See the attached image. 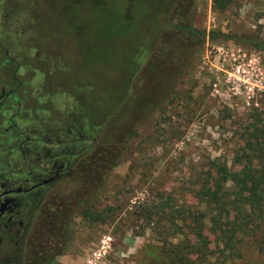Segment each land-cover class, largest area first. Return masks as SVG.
<instances>
[{
  "label": "rangeland",
  "instance_id": "1",
  "mask_svg": "<svg viewBox=\"0 0 264 264\" xmlns=\"http://www.w3.org/2000/svg\"><path fill=\"white\" fill-rule=\"evenodd\" d=\"M0 9V84L27 105V134L47 139L82 124L86 108L89 160L99 147L123 141L103 186L71 214L54 264H162L164 238L178 244L186 235L163 222L152 231L137 216L140 206L171 194L181 209L202 208L191 188L195 175L214 160L232 169L252 118L259 114L263 128L264 51L254 43L264 41V0H234L222 12L212 0H0ZM5 17L11 21L2 25ZM188 17L204 38L183 41L177 26ZM212 31L228 36L211 39ZM173 39L182 41L171 53ZM12 44L43 48L49 85H7L2 48ZM33 159L27 155V166ZM90 174L81 166L41 187L38 201L26 199L27 213L46 220ZM90 205L112 209L104 221L89 222L81 211ZM210 237L206 264L232 263ZM241 246L234 262L264 264V216Z\"/></svg>",
  "mask_w": 264,
  "mask_h": 264
},
{
  "label": "trees",
  "instance_id": "2",
  "mask_svg": "<svg viewBox=\"0 0 264 264\" xmlns=\"http://www.w3.org/2000/svg\"><path fill=\"white\" fill-rule=\"evenodd\" d=\"M234 0H212L213 8L225 11ZM187 40L203 35L205 30L193 26L191 19L184 25L177 26ZM210 38L227 37L222 32L212 31ZM182 40L173 39L167 48L174 53ZM254 45L264 51V41L260 40ZM259 114L249 122L250 133L245 137L246 143L235 153L233 168L229 169L217 160L211 162L209 169L196 174L197 180L191 185L193 193L202 206L197 208L181 209L173 203L172 195L161 198L156 203L141 205L138 218L146 221L155 231L161 222L174 227L175 235H186L178 244L170 243L164 238L163 252L165 256L162 264H206L204 257L209 254L210 236L214 237L220 254L234 262V256H240L244 236L249 229L264 216V125L258 131ZM120 145V146H119ZM123 149V141H112L107 146H101L95 157H92L85 166L91 174L84 177L85 184L81 191L73 193L63 199L50 216L46 218L50 236L57 241V254L65 250V238L70 226V217L77 206H83V198L94 193L103 186L105 175L115 166ZM108 206L97 209L94 205L84 207L82 216L89 222L104 221L103 214L111 210ZM184 227L188 233H184ZM174 236V235H172ZM239 252V253H238ZM226 256V257H225ZM236 256V257H237ZM56 259L51 260L54 264ZM44 264V259L41 260Z\"/></svg>",
  "mask_w": 264,
  "mask_h": 264
},
{
  "label": "flooded vegetation",
  "instance_id": "3",
  "mask_svg": "<svg viewBox=\"0 0 264 264\" xmlns=\"http://www.w3.org/2000/svg\"><path fill=\"white\" fill-rule=\"evenodd\" d=\"M6 10L11 8L2 9ZM10 18H3L2 25H7ZM2 50L5 78L11 80L7 85H49L43 48L12 44ZM21 77L29 82H21ZM13 91L0 84V264H41L42 259L50 264L58 256L57 241L50 236L42 214L27 213L25 203L27 198L38 201L41 187L87 165L90 136L83 129L86 108L82 124L73 122L57 128L46 133L47 139L43 134L30 136L24 114L27 105ZM83 104L86 106L85 101ZM32 153L34 167L32 163L27 166V155Z\"/></svg>",
  "mask_w": 264,
  "mask_h": 264
},
{
  "label": "built area",
  "instance_id": "4",
  "mask_svg": "<svg viewBox=\"0 0 264 264\" xmlns=\"http://www.w3.org/2000/svg\"><path fill=\"white\" fill-rule=\"evenodd\" d=\"M236 72L239 74V75H241L242 74V72L241 71H245V69H241V66L240 65H238L237 67H236ZM241 70V71H240ZM244 76V75H243ZM236 78H238V79H240V77L239 76H236Z\"/></svg>",
  "mask_w": 264,
  "mask_h": 264
}]
</instances>
